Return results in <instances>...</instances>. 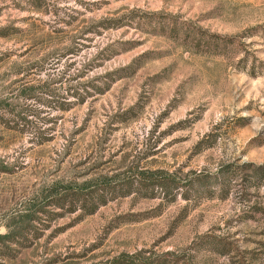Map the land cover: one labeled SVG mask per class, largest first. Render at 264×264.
<instances>
[{"label":"rangeland","instance_id":"rangeland-1","mask_svg":"<svg viewBox=\"0 0 264 264\" xmlns=\"http://www.w3.org/2000/svg\"><path fill=\"white\" fill-rule=\"evenodd\" d=\"M141 170L178 185L47 206ZM122 253L264 264V0H0V264Z\"/></svg>","mask_w":264,"mask_h":264},{"label":"trees","instance_id":"trees-1","mask_svg":"<svg viewBox=\"0 0 264 264\" xmlns=\"http://www.w3.org/2000/svg\"><path fill=\"white\" fill-rule=\"evenodd\" d=\"M150 175L151 177H147ZM148 181V182H147ZM177 183L168 176H163L160 171H138L134 177L114 182H95L92 186L83 184L73 186L62 194H58L49 201L47 206L59 209L60 213H53L54 217L60 214H72L80 211L82 215H90L100 206L118 197H124L132 192L159 191L163 194L171 186L177 187ZM175 187V188H176ZM104 264H170L163 257H143L141 253L119 254Z\"/></svg>","mask_w":264,"mask_h":264}]
</instances>
